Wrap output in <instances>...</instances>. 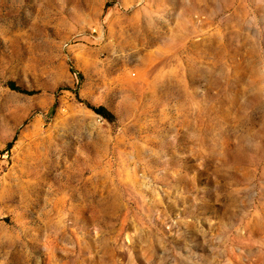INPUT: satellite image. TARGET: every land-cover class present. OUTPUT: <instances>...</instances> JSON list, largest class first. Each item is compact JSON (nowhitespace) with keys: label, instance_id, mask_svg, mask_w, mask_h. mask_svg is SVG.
<instances>
[{"label":"rangeland","instance_id":"1","mask_svg":"<svg viewBox=\"0 0 264 264\" xmlns=\"http://www.w3.org/2000/svg\"><path fill=\"white\" fill-rule=\"evenodd\" d=\"M0 264H264V0H0Z\"/></svg>","mask_w":264,"mask_h":264},{"label":"trees","instance_id":"2","mask_svg":"<svg viewBox=\"0 0 264 264\" xmlns=\"http://www.w3.org/2000/svg\"><path fill=\"white\" fill-rule=\"evenodd\" d=\"M93 110H95L96 112H98V113H100V114H102V115H105V107H103V106H99V107H97V106H90Z\"/></svg>","mask_w":264,"mask_h":264}]
</instances>
